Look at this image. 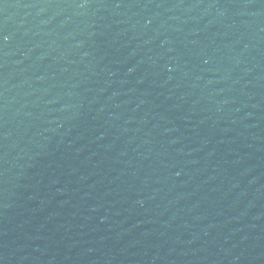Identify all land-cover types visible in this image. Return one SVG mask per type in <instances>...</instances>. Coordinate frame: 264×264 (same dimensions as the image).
<instances>
[{
  "label": "water",
  "instance_id": "water-1",
  "mask_svg": "<svg viewBox=\"0 0 264 264\" xmlns=\"http://www.w3.org/2000/svg\"><path fill=\"white\" fill-rule=\"evenodd\" d=\"M0 264H264V0H0Z\"/></svg>",
  "mask_w": 264,
  "mask_h": 264
}]
</instances>
